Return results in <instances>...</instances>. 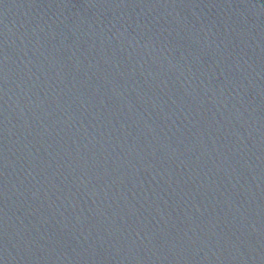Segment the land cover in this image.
<instances>
[{"label": "water", "instance_id": "water-1", "mask_svg": "<svg viewBox=\"0 0 264 264\" xmlns=\"http://www.w3.org/2000/svg\"><path fill=\"white\" fill-rule=\"evenodd\" d=\"M0 264H264V0H0Z\"/></svg>", "mask_w": 264, "mask_h": 264}]
</instances>
